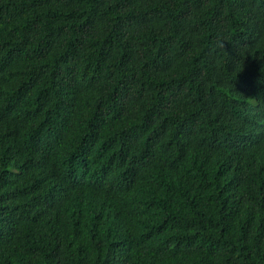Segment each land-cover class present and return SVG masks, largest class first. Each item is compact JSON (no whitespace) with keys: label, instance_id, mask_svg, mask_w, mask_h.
<instances>
[{"label":"trees","instance_id":"1","mask_svg":"<svg viewBox=\"0 0 264 264\" xmlns=\"http://www.w3.org/2000/svg\"><path fill=\"white\" fill-rule=\"evenodd\" d=\"M0 264H264V0H0Z\"/></svg>","mask_w":264,"mask_h":264}]
</instances>
